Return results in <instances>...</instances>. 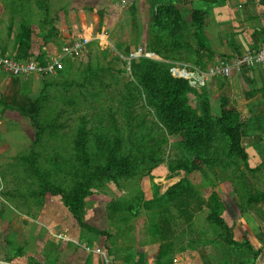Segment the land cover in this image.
Segmentation results:
<instances>
[{
    "label": "rangeland",
    "instance_id": "1",
    "mask_svg": "<svg viewBox=\"0 0 264 264\" xmlns=\"http://www.w3.org/2000/svg\"><path fill=\"white\" fill-rule=\"evenodd\" d=\"M184 1L0 0V49L11 56L27 53L25 62L47 65L63 47L89 41L79 56L63 59L59 77L0 70V101L25 113L0 105V138L9 143L0 153L7 251L0 264H56L57 257L73 264L254 263L247 245L264 248V64L243 60L264 42L233 59L194 56L202 46ZM171 5L182 20L163 18ZM143 59L186 80L193 109L204 104L213 120L222 107L234 110L243 125L239 149L218 125L203 145H188L134 68ZM225 65L228 77L218 73ZM36 99L44 132L38 144L30 119ZM124 160L128 175L87 184L81 221L101 236L81 228L58 196L42 194L75 189Z\"/></svg>",
    "mask_w": 264,
    "mask_h": 264
},
{
    "label": "trees",
    "instance_id": "2",
    "mask_svg": "<svg viewBox=\"0 0 264 264\" xmlns=\"http://www.w3.org/2000/svg\"><path fill=\"white\" fill-rule=\"evenodd\" d=\"M181 5H184L188 8L191 13V19L193 24L199 30L197 34L198 40L201 43L202 47H199L196 50H191V53L198 58L207 57L208 60H213L216 57V54L213 53L208 47V39H207V28H208V14L206 11L196 10L193 8L192 3L189 0L184 1ZM162 15L163 18H167V16L172 18H177L178 21L182 20L179 10L171 5L165 7ZM30 30L22 31V35L29 34ZM264 34V32H263ZM23 47L28 46L27 43L22 42ZM1 53L4 55H8L17 61L25 62L29 59V54H18L17 56H11L7 51L0 49ZM40 65H46L44 59H40ZM134 68L142 69L141 72L145 76V78L150 82L149 87L146 89L147 91H151L157 97V100L161 106L163 113L169 122L175 127L176 131L182 136L183 140L190 146H200L203 145L208 137V130L212 125H218L226 130L229 137H232L233 143L235 144V149H239V131L243 125H238V114L226 107H222V117L218 120H213L211 115L205 110L204 104L198 109H193L191 105L188 104V99L186 98V94L192 89L190 88L188 82L183 79H177L172 77L171 74L162 73L156 63L148 61V60H138L133 62ZM63 74V69L56 73V77H59ZM49 75H44V78ZM150 88V89H149ZM150 92V93H151ZM0 105L6 109L16 111L21 115H24V107L15 105L14 107L7 105L5 99H1ZM27 106V105H26ZM25 106V107H26ZM34 115L30 116V119L33 124V129L36 131L34 144H38L40 141L41 135L44 133L42 129L38 127L36 122V113L40 112L41 105L40 100L36 99L34 101ZM30 110V109H29ZM32 168L35 170V175L38 172V168L35 163H30ZM83 165L88 168V162L85 159L83 161ZM131 166L127 160L122 162H112L107 168L100 169L95 172L93 175L88 176L86 183L84 185H80L79 187L72 189L70 191H65L63 189H54L53 191L43 190L42 194L50 193L52 196H58L64 207L68 210L71 216L77 221L81 228H85L89 231H94L88 226L84 225L81 221V208L82 203L86 198L89 184L93 179L99 178H107L113 179L118 176H126L131 171ZM43 187V186H42ZM97 235H103L99 231H94ZM249 251L254 257L253 264H261L264 259V248H262L259 252H253L252 247L247 245ZM68 257H57L56 264H73L75 263V259H67ZM50 260H54L50 258ZM10 261V260H9ZM12 264L11 262H8Z\"/></svg>",
    "mask_w": 264,
    "mask_h": 264
},
{
    "label": "crops",
    "instance_id": "3",
    "mask_svg": "<svg viewBox=\"0 0 264 264\" xmlns=\"http://www.w3.org/2000/svg\"><path fill=\"white\" fill-rule=\"evenodd\" d=\"M189 1L194 9L207 12L208 47L216 55L233 59L260 47L262 41L264 42V0ZM1 90L5 97L8 89L2 85ZM8 147L9 143L0 138V153ZM4 188L5 180L0 175V193ZM7 203L4 202L8 206ZM6 254V243L0 234V263L5 260Z\"/></svg>",
    "mask_w": 264,
    "mask_h": 264
},
{
    "label": "built area",
    "instance_id": "4",
    "mask_svg": "<svg viewBox=\"0 0 264 264\" xmlns=\"http://www.w3.org/2000/svg\"><path fill=\"white\" fill-rule=\"evenodd\" d=\"M88 42V40L84 39V41L75 43L72 46L63 47L61 56L57 59H53L46 66L17 61L12 57L4 55L0 52V70L4 74H9L14 77L29 76L33 74L55 76L57 72L63 69V59L66 57L79 56L82 49L85 48ZM243 62L253 65L264 64V48H258L252 53L251 57L245 58ZM237 65H239V63ZM218 73L225 77H228L231 74V67L225 65L219 68ZM97 254L102 255V252L98 250Z\"/></svg>",
    "mask_w": 264,
    "mask_h": 264
},
{
    "label": "water",
    "instance_id": "5",
    "mask_svg": "<svg viewBox=\"0 0 264 264\" xmlns=\"http://www.w3.org/2000/svg\"><path fill=\"white\" fill-rule=\"evenodd\" d=\"M177 75L180 76V77H182L184 74H183V73H178V72H177ZM5 264H8V263H5Z\"/></svg>",
    "mask_w": 264,
    "mask_h": 264
}]
</instances>
